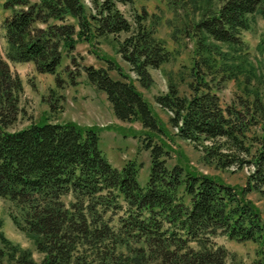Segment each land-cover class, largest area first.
<instances>
[{
    "label": "trees",
    "instance_id": "16d2710c",
    "mask_svg": "<svg viewBox=\"0 0 264 264\" xmlns=\"http://www.w3.org/2000/svg\"><path fill=\"white\" fill-rule=\"evenodd\" d=\"M87 1L88 6L84 0L3 4L10 15L1 26L7 50L6 59L0 54V199L9 204L15 228L42 258L37 263L30 250L0 231V264H243L228 261L227 250L213 242L218 235L257 244L264 264V219L247 199L249 193H264V79L253 90L244 87L243 96L224 107L206 74H196L203 69L201 63L210 68L214 61L208 40L241 52V33L251 29L256 16L264 20V0H217L213 12L194 26L204 51L201 63L192 65L196 79L191 93L180 95L169 85L167 93L155 97L170 113L174 136L201 146L206 165L251 169L242 188L179 165L168 168L165 144L151 145L146 135L143 148L150 152V172L141 188L136 161H127L121 170L113 168L99 149L95 128L44 120L6 130L18 120L24 92L8 62L32 63L37 73L52 75L59 83L63 52L73 53L79 42L92 45L96 39L124 33L128 36L118 43L117 52L147 89L153 84L149 70L170 60L164 43L143 23L146 14L131 24L117 8L134 0ZM172 1L191 5L196 0ZM235 57L222 58L220 69L230 73L229 60ZM106 63L107 69L83 70L105 93L114 117L138 122L146 132L160 131L158 118L131 78L120 73L123 79L111 78L108 71L119 68L113 61Z\"/></svg>",
    "mask_w": 264,
    "mask_h": 264
},
{
    "label": "rangeland",
    "instance_id": "374dc122",
    "mask_svg": "<svg viewBox=\"0 0 264 264\" xmlns=\"http://www.w3.org/2000/svg\"><path fill=\"white\" fill-rule=\"evenodd\" d=\"M4 1L0 0V54L6 59L7 43L1 26L10 11L4 8ZM84 2L88 6V1ZM216 3L217 0H196L191 5H179L172 0H134L132 5H117L131 24L137 15L146 14L147 19L143 23L152 28L155 38L162 41L171 54L170 60L159 69L149 70L153 84L147 89L142 88L135 80L130 66L117 52L118 43L128 36L124 33L96 39L92 45L79 42L73 53L66 55L63 52L58 69L59 83L55 82L52 75L37 73L32 63L8 62L11 71L21 78L24 92L20 99L21 113L18 120L6 130L18 131L44 120L51 123L71 122L81 128H95L99 132V149L113 168L121 170L127 161H136L139 165L138 184L141 188L146 186L150 172V152L143 148L148 136L152 139L151 145L165 144L168 168L179 165L184 169L208 175L221 184L234 188L244 187L251 172L249 167L233 165L226 169H217L211 163L206 165L203 161L204 155L199 151L201 146L194 147L192 143L174 136L176 131L170 126V113L155 102L156 96L167 93L169 85L176 86L180 95L191 93L190 84L196 79L192 65L201 63L199 54L204 51L203 39L197 35L194 26L202 15L213 12ZM255 21L250 30L241 33V52H234L224 45L208 40L207 43L212 45L207 50L214 61L210 62V68L201 63L203 69L196 71L198 77L206 74L207 83L217 93L224 107L236 101L237 97H242L246 87L253 90L264 79V20L256 16ZM230 54L236 57L235 60H229L232 68L228 73L220 69L223 66L220 64L223 63L222 58H230ZM106 60L113 61L119 68L118 71H108L111 78L121 80L123 77L120 74L131 78L150 105L152 113L158 118L160 131L146 132L138 122H121L114 117L105 93L87 79L83 70L84 67L107 69ZM251 70L254 72H249ZM229 76L232 80L228 79ZM249 78L251 81L248 85ZM247 199L255 205L264 219V193H249ZM0 222V231L5 237L30 250L34 260L39 263L42 256L35 252L32 241L15 228L9 217V204L2 199ZM213 242L227 250L230 263L260 264L261 259L257 254L259 247L255 243H238L221 235L214 238Z\"/></svg>",
    "mask_w": 264,
    "mask_h": 264
}]
</instances>
